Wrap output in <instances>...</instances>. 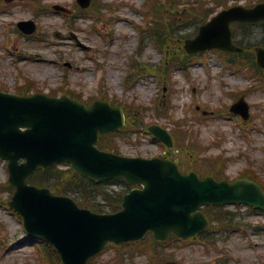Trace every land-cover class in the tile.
Listing matches in <instances>:
<instances>
[{
    "label": "rangeland",
    "instance_id": "1",
    "mask_svg": "<svg viewBox=\"0 0 264 264\" xmlns=\"http://www.w3.org/2000/svg\"><path fill=\"white\" fill-rule=\"evenodd\" d=\"M15 1L16 5H10L8 13L0 11V86L13 92L22 76V79L29 77L36 80L49 93L52 88L60 87L61 73L68 70L69 85L91 95L99 93V82L105 75L111 99L129 106H143L138 121L143 118V124L159 122L172 128L173 121L182 120L183 128L189 134L186 142L195 137L207 147L201 156L223 155L231 159L227 170L230 178L239 176L247 167H253L264 180V92L247 91L251 84H248L246 79L249 77L245 73H237L236 79H233L227 69L220 74L219 70L225 68L217 54H202L197 62L206 61L212 66L195 69L196 64L193 62L186 68V77L171 67L169 71L172 84L166 85L153 78H141L135 82L137 84H134V88L125 90L123 81L133 61L138 63L139 71H144L147 70V64L156 67L164 58L152 40L145 45L143 43L142 47L139 45L135 28L141 16L136 11L143 10L141 5L144 0H106V3L112 5V9L103 10L95 25L90 20L73 16H70L72 22H69L68 18L50 11L51 9L45 10L48 11L46 15H37L30 7L29 0ZM247 1L249 0H230L228 3ZM44 2L70 5L72 0ZM123 16L125 20H121ZM34 18L39 25L40 37L45 36L47 42L37 43L36 39H28L15 32L17 21ZM55 30L65 32V38L55 39ZM12 31L14 33L10 34ZM193 31L194 26L179 33L178 41L190 36ZM252 31L253 39L263 38V27H253ZM69 32H77L75 34L90 47V51L77 48ZM57 41H61V45H56ZM65 61L72 64L71 68H65ZM98 61L100 66L96 65ZM96 66L97 72L91 70ZM99 67L102 68L100 71ZM194 87L198 105L190 98ZM239 91H247L246 97L251 104L252 122L254 121L251 127H257L255 130L242 131L234 120L229 122V116L214 114L223 103L231 104L233 94ZM163 105L166 107V114L173 121L158 117V106ZM205 111L208 112L207 115H204ZM204 117L207 118L202 120ZM120 145L121 152L127 155L152 156L165 151L148 136L137 132L128 141L121 140ZM186 154L189 152L183 153L181 150L175 156ZM190 164L186 163L187 166ZM197 166L199 169L205 168L201 163ZM208 170L205 168V171ZM7 178L6 163L2 161L0 182ZM116 188L121 189L122 186ZM4 197L9 198L10 194L6 193ZM99 201L104 204V201ZM227 210L236 214L235 222L250 224L249 230L242 228L229 235H218L216 247H212L209 252L197 241L183 243L173 239L167 245H156L151 242V236H148L140 244L124 246L122 250L109 248L95 257L92 264H163L167 259L177 260L180 264H264V215L252 213L245 206H228ZM256 225H259L258 230L252 228ZM0 237L10 241L6 249L0 251V264H43L38 254V241L27 238L21 220L6 206H0ZM153 247H157L158 252L163 254L155 261L150 255Z\"/></svg>",
    "mask_w": 264,
    "mask_h": 264
},
{
    "label": "water",
    "instance_id": "2",
    "mask_svg": "<svg viewBox=\"0 0 264 264\" xmlns=\"http://www.w3.org/2000/svg\"><path fill=\"white\" fill-rule=\"evenodd\" d=\"M10 104L19 106L22 112L7 115L2 113L0 126L15 136L22 134L19 131L21 125H27L29 127L27 133L35 136L44 123L40 119L34 120V117L38 116L29 112L32 106L18 98H14ZM32 148L34 149L32 154H23L24 150L18 141L9 142L7 139L0 141V152L9 151L7 157L10 159V168L20 175L15 177L18 179L16 182L18 192L11 205L21 208L20 211L26 215V225L31 234L44 237L56 245L66 264H87L89 257L100 252L111 240L119 243L137 239L149 229L154 230L159 238H165L172 231L183 236L191 235L203 228L202 225L200 228L194 225L198 218L204 222L203 217L198 213L191 215L203 203L248 202L264 208L262 189L245 179L233 185L219 186L211 179L201 182L195 175L184 177L179 174L176 164L160 159L116 161L105 156H92L101 161L123 164L125 169L119 173L120 175L128 176L134 183L145 185L144 190H134L132 195L125 198L123 212L111 216H98L78 209L67 199L50 197L46 192L28 189L26 195H22L25 193L22 190L27 177L38 164L48 165L65 157L71 158L77 169L86 174L93 177L104 176L102 172L86 170L82 160L70 157L69 145L60 138L52 137L46 142L45 148H37L35 144ZM52 148L59 153L48 155V149ZM24 155L41 158L37 159V162H29L21 173L18 160ZM12 181L15 182L13 176ZM38 204L43 205L49 212H55L54 215L50 213L45 215L47 211L42 216L36 215Z\"/></svg>",
    "mask_w": 264,
    "mask_h": 264
},
{
    "label": "trees",
    "instance_id": "3",
    "mask_svg": "<svg viewBox=\"0 0 264 264\" xmlns=\"http://www.w3.org/2000/svg\"><path fill=\"white\" fill-rule=\"evenodd\" d=\"M77 177V176H76ZM79 179H83L82 177H78ZM74 179H75V177L74 178H71V182H70V184H74ZM67 181H69V180H66V181H64V183L65 182H67ZM82 181V180H81Z\"/></svg>",
    "mask_w": 264,
    "mask_h": 264
}]
</instances>
